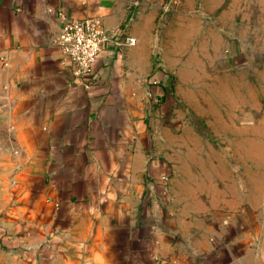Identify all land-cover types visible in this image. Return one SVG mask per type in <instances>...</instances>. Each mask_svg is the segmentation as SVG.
Listing matches in <instances>:
<instances>
[{
  "label": "crops",
  "instance_id": "1",
  "mask_svg": "<svg viewBox=\"0 0 264 264\" xmlns=\"http://www.w3.org/2000/svg\"><path fill=\"white\" fill-rule=\"evenodd\" d=\"M63 17H98L136 44H106L87 90L56 42ZM153 20L141 0H0V264H264L261 174L169 177L183 133L163 124L170 83L154 66ZM239 53L218 88L262 112V51ZM252 152L245 165L263 169V146ZM208 153L199 168L225 170Z\"/></svg>",
  "mask_w": 264,
  "mask_h": 264
},
{
  "label": "rangeland",
  "instance_id": "2",
  "mask_svg": "<svg viewBox=\"0 0 264 264\" xmlns=\"http://www.w3.org/2000/svg\"><path fill=\"white\" fill-rule=\"evenodd\" d=\"M141 1L146 15L154 17L153 34L159 40L153 52L154 66L166 71L170 83L169 109L163 124L178 130V135L181 130L183 133L182 150L172 143L166 154L171 166H178L171 170L172 174L169 171V177L178 174L191 183L193 177L202 174L215 180L225 175L249 183L261 174L264 189V167L255 169L245 165L256 160L253 149L262 146L264 149V103L262 112L258 113L251 97L246 107L227 104L224 100H231L229 95L238 104L239 90L229 92L218 88V82L226 80L224 74L230 65L233 71L239 68L240 50L253 51L258 47L263 54L258 60L264 62V0ZM200 51L211 54L212 68L194 62L196 58L202 60ZM202 69L206 72L204 78ZM248 77L251 78L249 73ZM229 116L236 119H223ZM257 124L262 130L256 129ZM208 146L219 152L217 159H225V170L199 168L201 157L209 154ZM262 160L264 165V154ZM251 191L249 184L247 192ZM248 215L249 220V212Z\"/></svg>",
  "mask_w": 264,
  "mask_h": 264
},
{
  "label": "built area",
  "instance_id": "3",
  "mask_svg": "<svg viewBox=\"0 0 264 264\" xmlns=\"http://www.w3.org/2000/svg\"><path fill=\"white\" fill-rule=\"evenodd\" d=\"M56 42L74 81L89 90L96 82L95 65L104 46L110 44L119 51L124 45L134 46L136 39L127 36L123 31L113 32L106 29L98 17L84 19L63 17Z\"/></svg>",
  "mask_w": 264,
  "mask_h": 264
}]
</instances>
